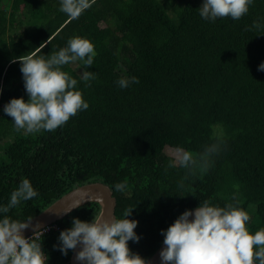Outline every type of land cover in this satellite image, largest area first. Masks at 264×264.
I'll return each mask as SVG.
<instances>
[{
  "label": "trees",
  "instance_id": "trees-1",
  "mask_svg": "<svg viewBox=\"0 0 264 264\" xmlns=\"http://www.w3.org/2000/svg\"><path fill=\"white\" fill-rule=\"evenodd\" d=\"M202 2L93 0L73 19L60 0H0V203L23 178L38 191L9 216L27 220L101 181L116 197V218L131 210L138 221L140 239L128 246L146 259L163 242L161 229L203 201L238 206L250 214V231L264 228V0L237 20L214 21L200 17ZM77 36L94 44L86 70L95 79L80 81L79 60L62 70L89 107L54 131H17L2 111L12 97L28 99L13 58L34 51L47 58ZM122 76L139 82L119 88ZM169 147L190 152V168L168 167ZM99 212L88 202L56 221L59 229L41 238L48 264H69L72 250L54 245L72 218Z\"/></svg>",
  "mask_w": 264,
  "mask_h": 264
},
{
  "label": "clouds",
  "instance_id": "clouds-1",
  "mask_svg": "<svg viewBox=\"0 0 264 264\" xmlns=\"http://www.w3.org/2000/svg\"><path fill=\"white\" fill-rule=\"evenodd\" d=\"M92 2L60 0V10L74 19ZM253 2L203 0L199 15L209 21L223 17L237 20L249 11ZM254 27L259 28L260 24ZM95 55L93 42L77 36L69 38L66 47L47 58L35 51L14 57L13 62L20 61L24 89L28 94L27 100L23 96L12 97L3 106V113L11 117L15 129L26 134L54 131L78 111L87 109L89 103L76 88L77 79L63 71L62 66L79 60L84 66L79 79L90 82L95 79V73L86 69L93 65ZM258 70L264 71V61L259 63ZM138 82L135 76H122L115 81L119 88ZM193 163L190 152L177 148L167 166L190 168ZM114 187L123 190L125 184L116 183ZM37 196L38 191L31 181L23 178L7 202L0 203V264H48V255L39 239L45 229L38 221L33 224L31 217L19 220L8 215L21 202ZM130 212L125 210L119 219L114 216H94L91 220L73 217L71 225L59 232L58 244L54 247L67 255L79 245L75 259L83 264H149L146 258L132 253L128 246L129 240L140 239L135 231L138 221L129 218ZM250 219L246 210L228 203L221 207L203 201L194 209H185L166 229H161L164 245L159 252L161 264H264V228L250 231L247 226ZM29 227L33 233L26 236L24 230Z\"/></svg>",
  "mask_w": 264,
  "mask_h": 264
},
{
  "label": "water",
  "instance_id": "water-1",
  "mask_svg": "<svg viewBox=\"0 0 264 264\" xmlns=\"http://www.w3.org/2000/svg\"><path fill=\"white\" fill-rule=\"evenodd\" d=\"M88 202H98L100 204V212L97 217L111 218L114 216L116 218L115 209L117 201L116 197L113 195L112 188L104 182L94 181L75 187L62 195L42 212L32 217V223L36 224L38 221L40 227L43 228L64 218L69 213ZM31 232H33V229L29 227L24 230V235ZM163 246L162 242L157 250L147 259L149 264H161L159 252ZM79 248L80 246L77 245V248L72 250L69 264H83V262L75 259L76 251H78Z\"/></svg>",
  "mask_w": 264,
  "mask_h": 264
},
{
  "label": "built area",
  "instance_id": "built-area-1",
  "mask_svg": "<svg viewBox=\"0 0 264 264\" xmlns=\"http://www.w3.org/2000/svg\"><path fill=\"white\" fill-rule=\"evenodd\" d=\"M59 227H60V226H59L56 222H53V223H51V224H49V225L43 227V228L45 229L43 235H44L45 233L49 232V231H52V230H58ZM32 233H33V232H31V233H29V234H26V236H31ZM43 235H41V236L39 237V239H41Z\"/></svg>",
  "mask_w": 264,
  "mask_h": 264
},
{
  "label": "rangeland",
  "instance_id": "rangeland-1",
  "mask_svg": "<svg viewBox=\"0 0 264 264\" xmlns=\"http://www.w3.org/2000/svg\"><path fill=\"white\" fill-rule=\"evenodd\" d=\"M123 70H124V69H123ZM123 70H122V71H123ZM167 152H168L169 154L173 155V156L176 155V149H175V148H171V147H169V148H167Z\"/></svg>",
  "mask_w": 264,
  "mask_h": 264
}]
</instances>
